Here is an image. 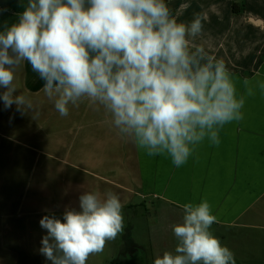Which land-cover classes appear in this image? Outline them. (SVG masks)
Returning a JSON list of instances; mask_svg holds the SVG:
<instances>
[{"label":"clouds","instance_id":"1","mask_svg":"<svg viewBox=\"0 0 264 264\" xmlns=\"http://www.w3.org/2000/svg\"><path fill=\"white\" fill-rule=\"evenodd\" d=\"M12 23L0 28V101L40 118V104L17 83L25 66L42 82L44 98L61 117L87 103L117 134L149 157L180 168L198 160L207 143L245 118L248 98H264V74L240 77L204 46H191L205 18L178 22L166 0H22ZM2 11V10H0ZM173 226V251L154 264H236L234 252L211 227L207 200L183 204ZM120 197L85 190L79 208L63 218L45 215L40 253L51 264H87L124 231Z\"/></svg>","mask_w":264,"mask_h":264},{"label":"crops","instance_id":"2","mask_svg":"<svg viewBox=\"0 0 264 264\" xmlns=\"http://www.w3.org/2000/svg\"><path fill=\"white\" fill-rule=\"evenodd\" d=\"M166 2L178 22H190L195 15L205 18L202 34L206 37H197L191 46H204L242 78L264 74V0ZM22 7V0H0V28L14 22ZM17 83L39 102L40 118L35 120L28 114L31 125L29 128L25 121L24 127L20 120L26 116L12 114L16 105L5 109L0 101V143L2 147L9 140L4 133L24 140L19 148L26 151L25 155L19 158L15 172L7 174L32 178L26 189L33 190L29 205L33 209L19 211V181L11 195L5 190L17 211L0 214V264H26L21 262L25 255L30 257L27 264H51L40 253L47 234L40 220L45 215L62 219L66 208L78 209L79 194L85 190L101 194L112 191L124 209L135 210L142 218L140 225L145 236L148 232V240L135 238L139 242L133 247L139 245L138 250L145 252L140 256L146 264H154L156 256L165 250H174L177 241L172 228L183 220V204L202 199L210 203L217 217L211 231L234 252L236 264H264V257L248 262L239 257V250L254 238L264 251V98H248L244 120L224 127L218 147L205 143L198 160L190 159L176 168L169 159L149 157L121 138L110 118L87 103L61 117L44 98L42 82L27 65L18 73ZM15 117L19 124L14 123ZM75 146L93 148L77 152ZM68 158L81 160L79 174L73 172ZM89 160L95 162L94 167H88ZM79 176L110 179L101 182L103 190L88 178L78 192L72 178ZM39 187L46 189V204L35 199Z\"/></svg>","mask_w":264,"mask_h":264},{"label":"rangeland","instance_id":"3","mask_svg":"<svg viewBox=\"0 0 264 264\" xmlns=\"http://www.w3.org/2000/svg\"><path fill=\"white\" fill-rule=\"evenodd\" d=\"M201 37L205 38L206 34H202ZM15 116L19 115V112L14 110L12 113ZM21 118L20 123L26 121L28 123V127L30 128L31 125V118L27 117ZM12 116H8L7 120L12 118ZM15 117L14 123L19 124V121L16 120ZM7 122V121H6ZM24 127L25 124H24ZM23 136H25L23 134ZM4 138H8L9 140L4 141L3 146L1 147L0 143V168L1 173L3 176H0V214H8L12 215L17 210L15 207H11V201L7 200L5 190H8L9 195L13 193L14 185L16 182L19 181V211L23 210V213L27 212L28 210L33 209V205L29 206L33 203V190L26 189L32 182V178H16L7 173H14L15 168L19 165V158L25 155L26 151H23L19 148V143L23 142L24 140L21 139L19 141V137H13L4 133ZM11 140V141H10ZM13 141V142H12ZM88 146H75V151L83 152V149L87 148ZM3 148V151H2ZM30 148V147H29ZM82 148V149H81ZM93 146L88 147V151L90 152ZM32 149V148H31ZM68 162H71L72 170L74 173L79 174L81 172V160H71L68 158ZM95 166V162L89 160L88 167L92 168ZM7 174V175H6ZM79 176L76 178H72V181H75L74 187L78 192H80L83 183L89 177ZM96 183L97 187L101 189H105L104 184L101 183L104 179L110 178H102V177H92L89 178ZM115 179H124V178H115ZM106 182V181H105ZM102 184V185H101ZM107 185L109 183H106ZM102 190V191H103ZM80 196V194H79ZM10 199V198H9ZM36 201H43L45 204L48 202V196L45 188L39 187L38 191H36L35 195ZM42 203V202H41ZM22 206V208H21ZM143 210V208L141 209ZM123 216H124V231L120 233L114 240L107 241L105 247L102 252L98 254H94L89 257L87 264H146L147 261H143L141 258V254L145 253L139 249V245L137 247H133L134 243H138L139 241L135 238L144 241L148 240V232L145 236L143 232L140 222L142 221L141 217H138L135 210L132 209H124L122 208ZM148 226V225H147ZM23 236H26L23 233ZM133 249H135V252ZM239 257H241L242 261H255L258 257H264V251L262 250L260 243L257 244L256 239L254 238L246 247H243L239 250ZM30 259L28 255H25L24 258L21 260L27 264V261Z\"/></svg>","mask_w":264,"mask_h":264},{"label":"built area","instance_id":"4","mask_svg":"<svg viewBox=\"0 0 264 264\" xmlns=\"http://www.w3.org/2000/svg\"><path fill=\"white\" fill-rule=\"evenodd\" d=\"M147 204H148L149 207L153 206V202L152 201H149Z\"/></svg>","mask_w":264,"mask_h":264}]
</instances>
